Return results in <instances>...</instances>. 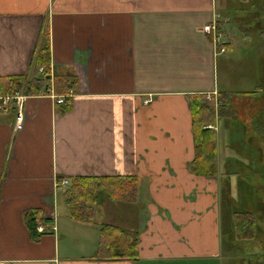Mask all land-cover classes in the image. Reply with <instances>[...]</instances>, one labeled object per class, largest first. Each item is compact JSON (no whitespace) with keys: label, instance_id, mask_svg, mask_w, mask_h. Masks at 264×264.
<instances>
[{"label":"crops","instance_id":"0c3cea01","mask_svg":"<svg viewBox=\"0 0 264 264\" xmlns=\"http://www.w3.org/2000/svg\"><path fill=\"white\" fill-rule=\"evenodd\" d=\"M215 15L216 0H0V77L26 74L46 33L52 76L77 78L63 105L26 97L20 130L12 108L0 112V264H223L227 201L218 171L236 153L224 144L225 154H217L218 108H227L225 142L233 108L255 139L264 95L259 85L237 90L248 98L226 92L228 104L218 102L216 56L203 31ZM244 100L253 106L247 123L245 107L236 109ZM190 107L215 132L216 175L191 170ZM241 139L237 166L264 167L250 149L241 158ZM132 176L136 203L103 197L89 223L70 218L66 187L56 185L57 178ZM36 210L55 232L39 234L42 224L31 231L26 215ZM103 225L134 232L137 256H106Z\"/></svg>","mask_w":264,"mask_h":264},{"label":"rangeland","instance_id":"374dc122","mask_svg":"<svg viewBox=\"0 0 264 264\" xmlns=\"http://www.w3.org/2000/svg\"><path fill=\"white\" fill-rule=\"evenodd\" d=\"M216 5L219 21L222 22L220 26L223 40L230 43V47L228 43L225 45L223 54L216 56L217 90L225 94L226 92L235 93L228 95L234 99L248 98L251 95L238 93L237 90H248V88L262 86L264 81L262 72L264 69V0H226V3L222 0H216ZM251 74L254 75L250 77ZM220 99L223 105L228 104H224V95L218 94V102H220ZM242 106L245 107L246 105ZM220 108H218L220 117H217L215 123L218 129V137L220 136L217 143V154L222 156V154H225L224 144L239 145L242 135L240 131L236 130L237 123L233 121L227 141L223 140L225 129V114H223V111L225 112L227 108L226 106L224 110ZM238 125L240 126L241 123L239 122ZM250 126L249 123L247 127ZM252 130H254L253 126ZM233 140H236L235 143L237 144L233 143ZM252 144L254 145V141H252ZM240 151L242 150L240 149ZM250 151L255 154L253 147ZM245 152L247 153V150ZM236 154H228L230 164L223 171H218L222 181V196L225 202L227 200L231 201V203L225 205L222 214L223 222L220 225L223 264H239V260L252 258L251 253L255 250V246L247 250V245H242L243 240L237 239L239 233H237L238 235L232 233V223L243 218L245 210L251 214L250 218L261 216L260 208H255L253 205L245 206L235 199L237 192H241L244 187L253 186L257 188V185H264L261 178H253L251 173L252 169L258 170L259 167L237 166L235 160L239 159V153ZM247 155L249 154L247 153ZM244 156H241L243 160ZM239 180L244 182L242 188H238L237 183ZM256 196L261 200L264 199L260 190H257L253 199H257ZM56 211L59 212L57 208ZM233 245L234 248H232Z\"/></svg>","mask_w":264,"mask_h":264},{"label":"trees","instance_id":"16d2710c","mask_svg":"<svg viewBox=\"0 0 264 264\" xmlns=\"http://www.w3.org/2000/svg\"><path fill=\"white\" fill-rule=\"evenodd\" d=\"M43 37L45 38V42L39 48L38 52L34 53L29 70L26 74L0 77L1 95H14L20 93L26 97L46 96L50 88L54 94L58 96L67 95L69 92L75 94L77 89V78L74 74H54L52 80L47 76L50 71L49 38L46 33ZM39 69L43 70L42 74L39 72ZM44 75L46 76L44 77ZM218 94L225 95L224 92H217V95ZM67 101H69L68 98L65 99V103ZM220 101L222 100L220 99ZM190 108L193 119L192 130L196 151L195 159L191 163V170L203 176L216 175L215 132L212 129H203L201 126V112L196 107ZM68 109L69 107H65L64 111ZM255 125L254 133L260 137L261 130L263 132L264 127L261 124ZM257 140H255L254 143L257 142ZM61 180L62 178H57L58 182ZM237 185L238 188H242L240 181H238ZM138 190V179L134 176L104 178L74 177L69 180L63 192V200L72 220L81 223H89L95 215V205L99 203L103 197L109 198L111 201L115 202L135 204ZM240 195L239 192L238 197H235V199H238V201L244 205ZM229 202L231 203L230 200H227V204ZM26 218V221L32 222L31 231L33 232H35L36 226L44 224L47 221L37 210L28 212ZM99 230L101 236L99 245H102V250L106 253V256L118 258H134L137 256L138 238L134 232L125 231L113 225H103ZM99 251H101L100 246L97 254Z\"/></svg>","mask_w":264,"mask_h":264},{"label":"flooded vegetation","instance_id":"af4514ba","mask_svg":"<svg viewBox=\"0 0 264 264\" xmlns=\"http://www.w3.org/2000/svg\"><path fill=\"white\" fill-rule=\"evenodd\" d=\"M261 89L263 91H261L260 95H264V81H263V85ZM245 100L240 105H238L236 109L238 110V108H241L242 105H246L245 110L243 111V119L247 123L249 120L253 118V113L251 110L253 106L252 104L245 102ZM235 114H236V111L233 108L232 119H230L231 124L230 126H228L229 132H231L233 121L236 122L237 123L236 130L240 131L242 135L241 140H242V144L244 148L246 150H249V149H252L253 147L255 149V152L257 153L258 158L260 160L264 159V128H263V132L261 130L260 137L254 139L252 138V134H248L249 128L247 127V124L243 125V122L237 119ZM239 122L241 123L240 126L238 125ZM246 130H247L246 136H243ZM255 140H257V142H255L253 145L252 141H255ZM232 142L235 143L236 140H233ZM233 147H234L235 153H238L239 150H237V145L233 144ZM245 156H248V155L246 154ZM251 173L253 174V178H261L262 182H264V167H259L258 170L252 169ZM239 181L241 182V185L243 186L244 182L242 180H239ZM257 190H260L264 196V185H257V188L253 186H248V188L244 187L242 189V192H240L241 194L240 197H242L244 205L246 204L245 206L253 205L255 208H260L261 216L259 218H250L251 214L249 213V211L245 210L243 214V218H241L238 222L233 221L234 223H232L233 225L232 233H235V234L239 233V235L237 234L238 235L237 239L243 240L242 245H247L248 247L247 250L255 246V250L253 251V253H251L252 258L246 259L248 260L247 263H249L250 261H253L254 264H264V199L261 200L258 196H256L258 201L256 198L253 199L254 195H256L257 193ZM250 200L252 201L250 202ZM232 248H234V245Z\"/></svg>","mask_w":264,"mask_h":264},{"label":"built area","instance_id":"2783aa9c","mask_svg":"<svg viewBox=\"0 0 264 264\" xmlns=\"http://www.w3.org/2000/svg\"><path fill=\"white\" fill-rule=\"evenodd\" d=\"M204 34L206 38H208V41L210 42L211 47L213 48L214 55L219 56L225 52V45L227 43L223 40L222 32L219 28V22H218V15H215L214 19L208 23L204 29ZM39 72L42 74L43 70L39 69ZM46 75H44L45 77ZM50 77V80H52V72L49 71V74L47 75ZM48 96L52 100L55 101L56 104H62L66 95L64 96H58L55 95L54 92L50 89H48ZM72 93L69 92L67 97H71ZM26 99V96L22 94H14V95H1L0 94V112L5 111L8 108H12L14 110V121H15V129L20 130L23 125L24 121V101ZM56 185L66 187L68 185V180L62 179L61 181H57ZM56 231V226H46V225H39L36 228V231L39 234H43L46 231Z\"/></svg>","mask_w":264,"mask_h":264}]
</instances>
